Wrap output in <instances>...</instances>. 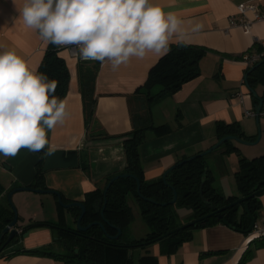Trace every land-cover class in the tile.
I'll return each instance as SVG.
<instances>
[{
	"label": "crops",
	"instance_id": "crops-1",
	"mask_svg": "<svg viewBox=\"0 0 264 264\" xmlns=\"http://www.w3.org/2000/svg\"><path fill=\"white\" fill-rule=\"evenodd\" d=\"M250 2L256 5L258 12H264V0H153L165 12H173L186 22L203 25L190 43L207 48L200 60V75L183 83L174 93L148 104L138 88L161 56L149 53L144 59L133 57L116 70L109 62L98 63L90 97L93 114L89 121L86 120L82 97L80 62L70 58L65 49L62 50L60 53L70 70L69 88L63 98L70 115L63 124L48 131L49 144L44 150L33 153L21 149L17 156L7 158L0 154V182L4 185V194L33 180L36 165L40 159L43 160L48 149H76L77 167L52 168L44 172V178L48 188L58 190L71 201H83L86 192L94 190L103 184L108 174L120 171L125 166L124 135L132 130L134 121L138 122V118H141L156 126L166 124L171 128H149L145 131L139 151L146 181L161 178L163 172L178 160L215 143L217 121L238 123L252 140L260 131L256 144L234 143L238 151L226 153L224 148H219L206 156L214 186L225 197L240 196L234 178L239 158L241 155L252 158L264 154V116H259L258 127L256 116L245 114L246 110L255 111L256 103L247 87L240 85L247 68L241 57L262 47L264 20L254 21L248 32L231 25L230 21L232 18L253 20L254 11L247 10L243 14L238 10L239 3ZM22 5L23 0H0V46L14 49L31 68L36 69L48 44L39 38L35 30L23 24L19 18ZM85 63L92 64L94 61ZM255 91L264 97V85H256ZM91 132L98 138H90ZM104 133L111 137H102ZM84 164L89 165L88 169H83ZM38 196L28 190L12 195L20 225L44 220L67 224L68 217L75 224L73 212L66 208L67 211L61 212L55 197L47 200L50 208L46 213L43 210L46 204ZM259 200L256 222L264 217V193L259 195ZM127 201L133 213L135 209L140 211L133 196H128ZM175 211L178 223L191 220L190 208L182 206ZM133 219L129 224L128 239L136 238L135 228L131 225ZM57 237L56 228L34 226L26 236L18 237L15 246L25 250L51 247L61 252ZM145 249L156 257L158 264H264V240L248 243L245 232L222 222L193 229L190 238L173 252L168 253L161 242L149 244ZM144 252L143 248H134L132 254H135V261ZM0 264L92 263L67 260L54 254L19 251L7 256L0 255Z\"/></svg>",
	"mask_w": 264,
	"mask_h": 264
},
{
	"label": "trees",
	"instance_id": "trees-1",
	"mask_svg": "<svg viewBox=\"0 0 264 264\" xmlns=\"http://www.w3.org/2000/svg\"><path fill=\"white\" fill-rule=\"evenodd\" d=\"M62 50H64L63 47L48 44L36 68L38 73H43L47 75L49 80L54 79L58 82L53 95L59 99L65 97L70 82V70L64 56L60 53ZM206 52L207 48L200 45L172 44L171 50L166 55L161 56L149 69L147 78L143 85L138 88V92L145 97L148 104L174 93L183 83L200 75V60ZM85 62H80L79 72L86 120L89 121L93 114L90 97L99 64L97 61L92 64ZM249 68H246L245 71L248 85L253 89L258 84L264 85V63L250 72L248 71ZM253 100L255 103L258 102L255 97ZM149 128L171 130L166 124L156 126L151 121L138 118V122L134 121L132 130L124 135L126 137L122 142L126 160L125 166L120 171L108 174L103 180V184L85 193L83 203L86 206V211L81 219V224L86 225L89 222L100 221L103 223L105 231L97 224L88 227L86 230H79L75 226H68L64 222L60 223V221H36L39 223L36 226H50L58 229L56 242L62 247L61 252L54 251L51 247L25 250L15 246L19 240L18 237L5 242V235L0 245V255L7 256L19 251H27L54 254L67 260L92 264H158L156 257L145 249L154 242H161L168 253L173 252L180 244L190 238L193 229L222 222V218L227 221L226 225L229 227L245 232L244 230L250 224V219L243 209V204L246 202L249 211L256 216V210L260 206L259 195L264 193V184L253 190L256 183L264 179V154L252 158L241 155L239 158L234 178L240 196L225 197L214 186L213 175L206 161L207 154L171 169L166 174L165 180L161 177L157 180L146 181L143 177L139 147L144 140L145 131ZM215 131L217 140L225 135H235L252 140L245 135L241 126L236 122L217 121ZM92 132L89 137L98 138ZM102 137L109 138L111 136L104 133ZM219 148H224L226 153L238 151L234 142L229 140L222 143L217 149ZM42 161V159L38 161L34 178L27 184L28 186L48 188L44 178L45 171L42 170ZM88 166V164H84L83 169H88ZM118 173L135 175L141 184V195L153 198L156 202L147 201L138 194L136 180L133 177H119L114 180L106 192V205L103 213L104 218L121 228L120 235L112 237L117 231L104 222L101 209L104 201L103 188L110 178ZM170 186L175 187L177 192V198L173 203H169L173 197ZM4 189V185L0 182V232L13 218V211L7 199L8 191L4 194ZM130 195L138 202L141 216L148 226L147 233L140 238L128 239L127 237L129 224L133 219V212L127 201V197ZM54 197L58 209L64 212L66 209L59 205L56 196ZM62 198L64 202L71 201L63 195ZM157 202H166L167 204L160 205ZM182 206L191 209V220L178 223L175 210ZM68 210L73 212L74 222H76L80 209L74 206ZM218 214H221V218H218ZM256 240L264 239H254L249 243ZM6 248L8 250H5ZM134 248L145 250L137 261L132 254Z\"/></svg>",
	"mask_w": 264,
	"mask_h": 264
},
{
	"label": "clouds",
	"instance_id": "clouds-1",
	"mask_svg": "<svg viewBox=\"0 0 264 264\" xmlns=\"http://www.w3.org/2000/svg\"><path fill=\"white\" fill-rule=\"evenodd\" d=\"M19 18L45 44L75 46L81 59L109 62L113 70L133 57L166 55L173 43L187 46L203 28L153 0H23ZM57 85L0 46V154L48 146V131L70 115L66 101L53 95Z\"/></svg>",
	"mask_w": 264,
	"mask_h": 264
},
{
	"label": "water",
	"instance_id": "water-1",
	"mask_svg": "<svg viewBox=\"0 0 264 264\" xmlns=\"http://www.w3.org/2000/svg\"><path fill=\"white\" fill-rule=\"evenodd\" d=\"M261 63H264V59H261L260 61H258L257 63H255L253 66H251L249 68V72L251 70H253L255 67H257L258 65H260ZM246 74L244 75V84L245 86L247 87V89L249 90L250 94L253 95V97L257 98L258 99V102L254 105L255 107V113H256V123H257V126L259 127V123H258V119H259V111L262 107V104H264V98L260 97L255 89L251 88L249 85H248V82L246 81ZM259 138H260V131H258L257 133V137L254 139V140H248V139H245V138H242V137H239V136H235V135H225L223 137H221L220 139H218L215 143H213L212 145H210L209 147H207L206 149L202 150V151H199L193 155H190V156H187L183 159H180L178 160L177 162H175L174 164H172L171 166H169L164 172H163V175H162V179L165 180V176L166 174L173 168L185 163V162H188L196 157H199V156H203V155H206L208 153H210L211 151L217 149L222 143H224L225 141H236V142H239V143H242V144H246V145H253V144H256L258 141H259ZM79 164V161H78V152L76 149H51V151L48 149L44 155V158H43V161H42V170L46 171V170H49V169H52V168H66V167H77ZM133 177L135 180H136V189H137V192L139 195H141L140 193V181L139 179L135 176V175H132V174H129V173H118L114 176H112L110 178V180L106 183V185L104 186L103 188V195H104V201H103V206H102V209H101V216L103 217V220L105 223L111 225L117 232L115 235H113L112 237H118L121 233V228L116 226V225H113L112 223H110L106 218H104V208H105V205H106V192L108 190V188L110 187V185L112 184V182L114 180H116L117 178L119 177ZM262 184H264V179L258 181L256 183V185L253 187V190L256 189L257 187H260ZM172 188V191H173V197L172 199L169 201V203H173L175 202L176 198H177V192H176V189L175 187L173 186H170ZM24 190H28V191H34V192H37V193H50L54 196H56L57 198V202L59 205H61L62 207L68 209V208H71V207H78L80 209V213L76 219V228L79 229V230H86L88 227L94 225V224H97L99 226L102 227V229L105 231V228H104V225L102 222L100 221H93V222H90L88 224H86L85 226H83L81 224V219L83 217V215L85 214V211H86V206L85 204L82 202V201H70V202H64L63 201V198H62V194L56 190V189H53V188H35V187H31V186H28V185H23V186H17V187H14L12 188L8 194H7V199H8V202L9 204L11 205V208H12V211H13V218L5 225V227L1 230L0 232V245L2 243V240L4 238V236L6 235V239H5V242H9L11 239H13L14 237H18L19 234L24 231V233L22 234V236H26L28 234V230L36 225H38L39 223H37L36 221L34 222H30V223H26V224H23V225H20V223H18L19 219H20V216L18 215V210L15 206V204L13 203V200H12V195L17 192V191H24ZM201 194V197L203 199V195H202V192L200 193ZM142 196V195H141ZM145 200L147 201H150V202H156L153 198H150V197H145V196H142ZM158 204L160 205H165L167 204L166 202H163V203H159L157 202ZM243 209L244 211L247 213L249 219H250V224L249 226L244 230L245 233H248L252 227L254 226V224L256 223V216H254L248 209V206H247V203L245 202L243 204ZM218 218H221V214H218ZM222 222L224 224H227V221L222 218ZM5 244V243H4ZM3 244V245H4Z\"/></svg>",
	"mask_w": 264,
	"mask_h": 264
},
{
	"label": "built area",
	"instance_id": "built-area-1",
	"mask_svg": "<svg viewBox=\"0 0 264 264\" xmlns=\"http://www.w3.org/2000/svg\"><path fill=\"white\" fill-rule=\"evenodd\" d=\"M238 10L241 13H245L247 10H252L255 12L254 14V19H231V25L233 26H239L242 28V30H244L245 32H248L252 26V23L254 21H259V20H264V12H258V9L256 7V5L254 3H239L238 4ZM261 44L262 47L259 50H256L254 52H248V53H244L241 57L242 61L245 63L246 67H251L253 66L255 63H257L258 61H260L261 59H264V40H261ZM66 51L67 54L70 58H73L75 60H77L78 62H82V61H96V60H92V59H88V60H84L81 59L78 53V49L75 46H69V47H63ZM99 64L101 62L97 61ZM242 87H245L244 84V78L241 81L240 84ZM241 97H243L244 92L243 90H241ZM246 115H256L255 111H249L246 110L245 111ZM259 115L260 116H264V104H262V107L259 111ZM246 239L248 241V243L251 240L254 239H264V217H262V219L260 220V222H256L254 224V226L252 227V229L246 233Z\"/></svg>",
	"mask_w": 264,
	"mask_h": 264
},
{
	"label": "rangeland",
	"instance_id": "rangeland-1",
	"mask_svg": "<svg viewBox=\"0 0 264 264\" xmlns=\"http://www.w3.org/2000/svg\"><path fill=\"white\" fill-rule=\"evenodd\" d=\"M234 143L239 144V145H243L242 143H239V142H236V141H234ZM210 153H208L207 155H209ZM31 192L34 193L35 195H39L38 197H42L44 203L46 204L44 206L43 210L46 213H48V207L50 208V205L47 204V200L48 199H53L54 196L52 194H50V193H37V192H34V191H31ZM38 209L41 210L42 208L39 206ZM34 211L36 212L35 209H34ZM133 214H134V219H133V223L131 225H132V227L135 228L134 236L136 238H140V237L144 236L147 233V231H148L147 229L148 228L146 227V224H145L146 222L143 220V218L141 216V212L139 210L135 209ZM66 225H68V226H76L75 224H73V222L71 220V217H68V221H67ZM133 255H135V254L133 253Z\"/></svg>",
	"mask_w": 264,
	"mask_h": 264
},
{
	"label": "flooded vegetation",
	"instance_id": "flooded-vegetation-1",
	"mask_svg": "<svg viewBox=\"0 0 264 264\" xmlns=\"http://www.w3.org/2000/svg\"><path fill=\"white\" fill-rule=\"evenodd\" d=\"M83 202V201H82ZM90 223V222H89ZM88 224V223H87ZM75 225H76V222H75ZM83 226H85V225H83ZM24 233V231H22L20 234L22 235ZM19 234V236L18 237H20L21 235ZM76 250H78V249H76Z\"/></svg>",
	"mask_w": 264,
	"mask_h": 264
}]
</instances>
